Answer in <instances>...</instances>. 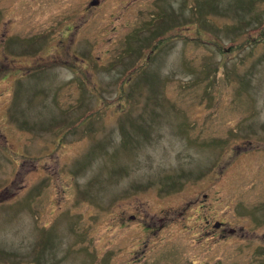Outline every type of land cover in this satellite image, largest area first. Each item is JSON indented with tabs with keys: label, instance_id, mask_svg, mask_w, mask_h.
Instances as JSON below:
<instances>
[{
	"label": "rangeland",
	"instance_id": "obj_1",
	"mask_svg": "<svg viewBox=\"0 0 264 264\" xmlns=\"http://www.w3.org/2000/svg\"><path fill=\"white\" fill-rule=\"evenodd\" d=\"M89 1L0 0V264H264V0Z\"/></svg>",
	"mask_w": 264,
	"mask_h": 264
},
{
	"label": "flooded vegetation",
	"instance_id": "obj_2",
	"mask_svg": "<svg viewBox=\"0 0 264 264\" xmlns=\"http://www.w3.org/2000/svg\"><path fill=\"white\" fill-rule=\"evenodd\" d=\"M196 204L197 202H194L192 206H195ZM190 207L191 205L184 209L182 208L181 212L189 211L188 209H190ZM189 215L191 216V214ZM213 216L216 219H220V217L216 216L214 212ZM195 218H199V216H194V219ZM202 222L206 230L203 232L201 237L205 239L204 233H206L211 239L209 242H215V245L220 242L226 241L227 253L231 256L232 259L235 258L236 255L238 256V248H243V245L250 242L247 237L250 231H247V227L242 223L239 226L232 227L230 225H227L226 223H223L222 221L212 222V224L210 225H208V221L205 219H202ZM254 245L256 247L261 246L262 248H264V233H261L260 239L254 240Z\"/></svg>",
	"mask_w": 264,
	"mask_h": 264
},
{
	"label": "trees",
	"instance_id": "obj_3",
	"mask_svg": "<svg viewBox=\"0 0 264 264\" xmlns=\"http://www.w3.org/2000/svg\"><path fill=\"white\" fill-rule=\"evenodd\" d=\"M122 92H123V90H122ZM102 101H104V100L102 99ZM114 104H115V103H113V105H114ZM86 113H88L87 117H89V115H91V112H86ZM86 113H84V114H86ZM78 119H79V117L77 116V117H76V120H75L74 122L77 123V122H78ZM87 122H88V120L86 121V123H87ZM168 182H169L168 185L176 186L175 183L172 182L171 180H169ZM169 187H170V186H169Z\"/></svg>",
	"mask_w": 264,
	"mask_h": 264
},
{
	"label": "water",
	"instance_id": "obj_4",
	"mask_svg": "<svg viewBox=\"0 0 264 264\" xmlns=\"http://www.w3.org/2000/svg\"><path fill=\"white\" fill-rule=\"evenodd\" d=\"M95 1H91V4L90 5H93Z\"/></svg>",
	"mask_w": 264,
	"mask_h": 264
}]
</instances>
